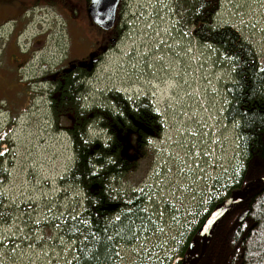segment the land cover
I'll list each match as a JSON object with an SVG mask.
<instances>
[{"label": "rangeland", "instance_id": "rangeland-1", "mask_svg": "<svg viewBox=\"0 0 264 264\" xmlns=\"http://www.w3.org/2000/svg\"><path fill=\"white\" fill-rule=\"evenodd\" d=\"M76 1L70 35L59 11L38 9V67L41 57L53 64L64 60L69 42L73 55H81L87 40L96 44L105 35L91 23L89 0ZM175 3L122 0L120 38L85 87L91 105L107 102L113 89L129 98L150 94L164 120L161 136L117 182L125 193L144 190L152 212L147 228L120 248L118 264H178L180 245L207 210V199L216 186L235 182L244 162L238 124L226 118L233 68L180 24ZM215 21L250 41L264 67V0H220ZM21 113L12 128L5 126L6 117L0 122V165L6 173L0 264H73L75 241L59 228L85 207L81 188L63 181L75 159L72 142L55 132L47 108Z\"/></svg>", "mask_w": 264, "mask_h": 264}, {"label": "trees", "instance_id": "trees-1", "mask_svg": "<svg viewBox=\"0 0 264 264\" xmlns=\"http://www.w3.org/2000/svg\"><path fill=\"white\" fill-rule=\"evenodd\" d=\"M175 7L180 24L201 43L215 47L233 68L226 84L230 100L226 118L238 124L244 155L235 182L215 187L207 210L186 234L178 255L185 257L196 249L198 255L205 236L201 228L209 213L234 191L255 184L256 190L219 221L198 264H264V67L255 46L236 28L216 24L220 0H176ZM77 84L67 87L66 106L55 114L57 122L72 131L75 153L63 181L81 188L85 207L62 220L59 228L75 241L73 264H118L120 248L147 228L152 212L144 190L125 193L117 182L139 163L152 137L162 134L164 120L149 94L131 99L113 89L107 102L91 105L84 104L85 92ZM93 126L104 135L92 134ZM5 174L0 165V199ZM244 211L248 215L240 220Z\"/></svg>", "mask_w": 264, "mask_h": 264}, {"label": "flooded vegetation", "instance_id": "flooded-vegetation-1", "mask_svg": "<svg viewBox=\"0 0 264 264\" xmlns=\"http://www.w3.org/2000/svg\"><path fill=\"white\" fill-rule=\"evenodd\" d=\"M76 2L0 0V109L8 111L6 116L15 121L22 114L21 111L47 108L52 126L63 128H55V132L69 138L72 137V131H68L67 124L57 122L55 110L66 106L64 100L68 99L66 93L70 83H78V89L86 93L85 87L90 83V76L94 75L109 48L120 38L117 21L115 27L109 31L99 28L105 35L100 36L96 44L87 40V46L82 51L84 54L74 56L75 50L71 51L72 43L69 42L68 54L64 55V60L53 64L41 57V66L38 67V52H42L38 49V41H41L38 39V9L44 7L59 11L58 14L64 20L62 24L68 26L70 35L74 31L72 18L75 16ZM88 5L86 2V10ZM31 28L36 29V32L26 34ZM80 38L83 40L84 37ZM75 39L76 42L79 41L77 37ZM83 102L87 103L84 96ZM69 117L76 121L73 114H69ZM153 138L156 137H152V140Z\"/></svg>", "mask_w": 264, "mask_h": 264}, {"label": "water", "instance_id": "water-1", "mask_svg": "<svg viewBox=\"0 0 264 264\" xmlns=\"http://www.w3.org/2000/svg\"><path fill=\"white\" fill-rule=\"evenodd\" d=\"M120 1L121 0H91L88 13L93 22L104 30L112 29L116 23L117 9ZM256 187V185L252 184L245 188L238 189L234 191L229 198L222 200L215 206L201 228V232L205 234L201 252L198 256L191 259L189 264H198L219 221L253 193ZM247 214V211L243 212L240 220H243Z\"/></svg>", "mask_w": 264, "mask_h": 264}]
</instances>
